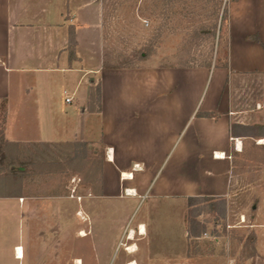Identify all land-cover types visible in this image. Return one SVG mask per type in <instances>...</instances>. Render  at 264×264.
<instances>
[{
	"label": "crops",
	"instance_id": "obj_1",
	"mask_svg": "<svg viewBox=\"0 0 264 264\" xmlns=\"http://www.w3.org/2000/svg\"><path fill=\"white\" fill-rule=\"evenodd\" d=\"M105 5L106 0H0V108L6 101L9 151L22 156L28 149L86 144L96 154L97 181L76 206L80 239L96 248L90 264H111L120 246L121 264H264L260 255L203 260L191 246L185 217L189 198L230 195L235 156L242 151V135L234 132L249 127L263 109L257 106L264 105V48L254 38L264 44V0L230 3L226 59L217 58L209 68H105ZM14 169L16 189L0 193V226L6 214L18 215L28 243L14 245L9 256L18 260L21 247L23 264L68 260L73 200L26 193V176ZM149 198L184 207L174 218L177 245L153 247L150 222L131 224L135 207ZM69 262L74 264L72 255Z\"/></svg>",
	"mask_w": 264,
	"mask_h": 264
},
{
	"label": "rangeland",
	"instance_id": "obj_2",
	"mask_svg": "<svg viewBox=\"0 0 264 264\" xmlns=\"http://www.w3.org/2000/svg\"><path fill=\"white\" fill-rule=\"evenodd\" d=\"M233 1L106 0L102 39L104 67H213L217 58L223 63L227 55L228 14L224 21L222 16L225 8L228 10ZM144 21H149V25L146 26ZM97 93L96 102L99 98ZM261 100L264 104V98ZM262 108L249 127L234 132L242 135L240 139L243 146L242 151L235 156L230 195L225 198H198L186 203L189 240L191 246L201 252L203 260L209 256H264V144H260L261 140L264 141V105ZM2 119L0 113V130ZM66 150L62 147L28 149L27 154L20 157L24 165H14L10 170L14 167L15 171L25 174L26 193L37 197L52 193L73 200L75 227L73 240L69 242L68 260L65 257L57 260L52 257L51 264H71V255L74 264L77 261L82 264L83 257L86 264H90L88 260L94 261L96 248L94 251L90 244L80 239L82 233L76 221L81 222L82 217L81 212L76 210L81 204L78 198L90 193L98 177H93V181L88 180L87 175L93 168L86 167L85 158L70 164H58V155L62 156V152H68ZM13 154L15 160L17 155ZM46 155L50 157L45 159ZM92 157L96 159L93 151ZM11 180L14 178L0 177V193L16 189L11 186ZM179 206L176 202L149 198L135 207L131 224L150 222L149 226L156 236L151 241L153 247L177 245L180 230L176 220L178 212L184 209ZM160 210L173 213L171 217H161L158 212ZM27 243L25 224L20 223L18 215L6 214L5 225L0 226V264H23L10 257L9 251L16 244ZM39 244L38 241L34 243L37 247ZM124 256V248L120 246L112 256L111 264H121Z\"/></svg>",
	"mask_w": 264,
	"mask_h": 264
},
{
	"label": "trees",
	"instance_id": "obj_3",
	"mask_svg": "<svg viewBox=\"0 0 264 264\" xmlns=\"http://www.w3.org/2000/svg\"><path fill=\"white\" fill-rule=\"evenodd\" d=\"M227 14H228V10L225 8V10L223 12V16H222L223 21L226 20ZM254 40L256 42L260 43L264 48V44L261 43L259 38L256 37V38H254ZM201 67L209 68L210 66H201ZM6 107H7V104H6V101H4L1 105V108H0V113H2V118H3L2 119V127L0 130V154L2 155V158H0V164L2 165V168L0 169V174L5 173L6 177L16 178L17 176H19V173L11 172L10 168L14 165H24V162L20 161V157H23V155L17 156L15 158V160L13 159L14 154L9 151L8 144L5 142L3 125H4L6 115H7ZM64 148L67 149L66 151H68V152H62V156H60V155H58L59 157L57 156L58 160H60V161H58V164L62 163V162L70 164L72 162L81 160L82 158H83L82 160H84V158H85V160H86L85 164L87 165L86 167L93 168V170H91V172L88 173L87 178H89L88 180L93 181L94 180L93 177H95L94 173L97 172V169H95L96 159H94L92 157V153L88 150L87 145L86 144H69L68 147H64ZM4 150H5V155L3 156ZM49 157H50L49 155H46L44 158L48 159ZM201 198L206 199V197H201ZM196 199H198V198H189L188 201L192 202Z\"/></svg>",
	"mask_w": 264,
	"mask_h": 264
},
{
	"label": "bare ground",
	"instance_id": "obj_4",
	"mask_svg": "<svg viewBox=\"0 0 264 264\" xmlns=\"http://www.w3.org/2000/svg\"><path fill=\"white\" fill-rule=\"evenodd\" d=\"M238 144H239V147H240V150H242V143L241 142H238ZM260 144H264V141L263 140H261L260 141ZM218 156H219V158H222V156H223V154H221V153H219L218 154ZM126 177H128V175H126ZM144 228V227H143ZM129 240H134V233H131V237H130V239ZM135 246L134 247H130V251L131 252H136V250H135ZM17 250V255H18V260H24L25 259V255H24V250H23V248H18V249H16ZM81 262L80 261H78L77 262V264H80Z\"/></svg>",
	"mask_w": 264,
	"mask_h": 264
},
{
	"label": "built area",
	"instance_id": "obj_5",
	"mask_svg": "<svg viewBox=\"0 0 264 264\" xmlns=\"http://www.w3.org/2000/svg\"><path fill=\"white\" fill-rule=\"evenodd\" d=\"M228 1H230V0H226V2H228ZM144 23L146 24V26L149 25V21H144ZM71 101H72V98H68V99H67V102H68V103H70ZM261 108H262L261 105H258V106H257V109H258V110H260ZM79 199H82V198L79 197L78 200H79Z\"/></svg>",
	"mask_w": 264,
	"mask_h": 264
}]
</instances>
